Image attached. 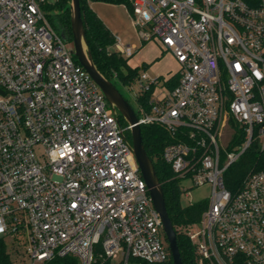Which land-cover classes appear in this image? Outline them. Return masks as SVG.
Instances as JSON below:
<instances>
[{
    "label": "built area",
    "instance_id": "2783aa9c",
    "mask_svg": "<svg viewBox=\"0 0 264 264\" xmlns=\"http://www.w3.org/2000/svg\"><path fill=\"white\" fill-rule=\"evenodd\" d=\"M43 1L0 0V237L23 248L15 247L16 264L58 257L163 264L170 253L130 125ZM128 7L142 41L155 40L179 64L173 87L177 72L140 73L136 113L141 126L168 132L163 159L182 192L211 186L201 228L187 231L199 264H264V168L236 192L225 179L264 135V0H129ZM115 44L126 58L137 47ZM241 130L242 142L232 145Z\"/></svg>",
    "mask_w": 264,
    "mask_h": 264
},
{
    "label": "trees",
    "instance_id": "16d2710c",
    "mask_svg": "<svg viewBox=\"0 0 264 264\" xmlns=\"http://www.w3.org/2000/svg\"><path fill=\"white\" fill-rule=\"evenodd\" d=\"M89 1L91 0H81V6L89 47L96 64L101 72L115 84L116 82H120L128 85L134 82L141 73L139 67H132L129 65L127 58L120 52L111 50V45L115 44L117 39L111 29L89 5ZM103 1L129 5V0ZM70 4L71 0L43 1L42 8L56 29L64 33L69 40H72ZM145 44L146 42L143 43V45ZM163 56L164 52L154 61L161 59ZM150 64L145 63L142 66L146 68ZM179 77V73L177 72L169 81V86H175ZM149 96L150 93H145L142 95V99L146 101ZM120 118L123 123H126L121 115ZM142 132L146 148L154 161L159 179L163 184L168 211L177 231L178 243L184 264H199V254L196 244L191 240L187 231L194 223L200 221L208 203L200 201L186 206L182 205V190L179 187V181L172 178L173 171L170 165L163 159V150L169 140L168 132L159 125H142ZM128 136L131 139L130 131H128ZM243 138L244 132L241 130L233 136L232 145L242 142ZM262 168H264V151L259 148L257 138L240 159L228 168L225 175L226 184L233 192H236L244 186V182L251 172ZM179 226H183L184 228L181 230ZM165 239L170 258L163 264H174L166 236ZM18 251L15 250L14 244L10 245L5 238L0 237V264H16L15 262L20 257V252ZM53 264H78V262L72 257H58L53 261ZM93 264L112 263L109 260L105 261L98 258ZM131 264L150 263L140 259H132Z\"/></svg>",
    "mask_w": 264,
    "mask_h": 264
},
{
    "label": "water",
    "instance_id": "95a60500",
    "mask_svg": "<svg viewBox=\"0 0 264 264\" xmlns=\"http://www.w3.org/2000/svg\"><path fill=\"white\" fill-rule=\"evenodd\" d=\"M70 10L73 39L72 53L98 84L114 112L118 113L119 116L121 115L130 125L131 145L140 171L149 189L152 202L160 214L173 262L174 264H184L178 243L177 231L168 211L163 184L159 179L154 161L144 143L142 126L139 123L137 113L117 85L101 72L94 60L87 39L81 0H71Z\"/></svg>",
    "mask_w": 264,
    "mask_h": 264
},
{
    "label": "rangeland",
    "instance_id": "374dc122",
    "mask_svg": "<svg viewBox=\"0 0 264 264\" xmlns=\"http://www.w3.org/2000/svg\"><path fill=\"white\" fill-rule=\"evenodd\" d=\"M54 2L56 0H44V2ZM89 5L94 9L98 16L104 21V23L111 29L116 39L120 38L123 45L135 44L137 47L134 49V54L127 58L129 65L133 67H139L140 71H147L150 76L164 75L167 76L170 73H176L179 71V64L175 57L164 49L155 40L146 42L143 45V41L133 23V18L129 7L125 3H113L103 0H91ZM53 12V11H51ZM73 45V39L69 40ZM111 50L117 51L116 44L111 45ZM164 52V56L157 61H154L156 57L161 56ZM77 58V57H76ZM161 61L160 63H157ZM153 62V63H152ZM148 63V67L143 68V64ZM117 87L122 94L129 100L135 111H138L137 100L135 95L140 93V85L138 82H132L128 85L116 82ZM228 134L226 135V137ZM226 139V138H224ZM259 148L264 151V135L258 138ZM187 183V182H186ZM189 185V183H188ZM211 195V186L209 184L194 186L190 189L189 193L182 192L181 203L182 205H190L200 201H208ZM182 230L184 227L179 226ZM201 228L200 221L192 225V229L197 231ZM8 244H14L15 247L23 248L10 236L6 237ZM168 242V241H167ZM16 257V255H14ZM115 264H120L118 260H115Z\"/></svg>",
    "mask_w": 264,
    "mask_h": 264
},
{
    "label": "crops",
    "instance_id": "0c3cea01",
    "mask_svg": "<svg viewBox=\"0 0 264 264\" xmlns=\"http://www.w3.org/2000/svg\"><path fill=\"white\" fill-rule=\"evenodd\" d=\"M156 58H157V57H156ZM156 58H155V59H156ZM159 60H160V59H159ZM160 62H161V61H159V62H157V63H160ZM146 64H148V63H146ZM132 67H133V66H132ZM161 76H162V75H161Z\"/></svg>",
    "mask_w": 264,
    "mask_h": 264
}]
</instances>
